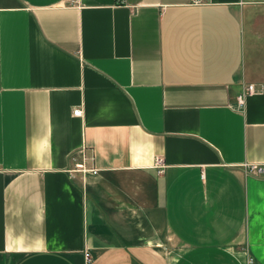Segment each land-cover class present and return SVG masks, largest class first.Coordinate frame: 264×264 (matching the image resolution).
<instances>
[{"label": "crops", "instance_id": "1", "mask_svg": "<svg viewBox=\"0 0 264 264\" xmlns=\"http://www.w3.org/2000/svg\"><path fill=\"white\" fill-rule=\"evenodd\" d=\"M0 264H264V0H0Z\"/></svg>", "mask_w": 264, "mask_h": 264}, {"label": "built area", "instance_id": "2", "mask_svg": "<svg viewBox=\"0 0 264 264\" xmlns=\"http://www.w3.org/2000/svg\"><path fill=\"white\" fill-rule=\"evenodd\" d=\"M196 2H198L199 0H195ZM262 91V87L259 88H255L253 84H247L236 96L234 99V109L237 111H242L243 110V106H244V99L247 95L254 93V92H259ZM81 110L79 108H75L72 110V115L73 116H78L80 115ZM85 155L83 153H81V162L79 164H77V166L79 168H81L82 171H87V172H91L93 174H95L97 172V170L95 168H84V160H85ZM154 166L160 171L161 168L163 167V161L161 157H157L154 160ZM251 171L255 174H260L262 171V168L259 166H251L250 167ZM84 256V260L85 263H88L91 260V257L89 255L88 252H84L83 254Z\"/></svg>", "mask_w": 264, "mask_h": 264}]
</instances>
